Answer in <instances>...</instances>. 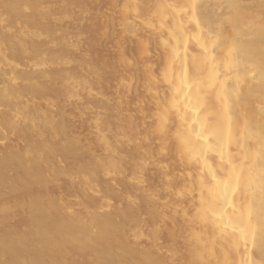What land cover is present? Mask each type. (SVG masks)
<instances>
[{"label":"bare ground","instance_id":"bare-ground-1","mask_svg":"<svg viewBox=\"0 0 264 264\" xmlns=\"http://www.w3.org/2000/svg\"><path fill=\"white\" fill-rule=\"evenodd\" d=\"M57 1L62 3L60 19L67 20L76 0ZM112 1L117 2L114 3L113 10L118 17V30L114 25L111 28L119 31L112 36L123 35L129 38V44L127 39L121 38L122 41L127 40L125 44L128 45L135 42L138 48L137 61L140 64L122 58L121 54L120 61L128 68L139 66L143 69L141 78L131 74H126L127 77L120 75L119 93L127 96L131 93L132 84H140L145 100L136 110L140 116L139 125L133 114L120 117L122 112L118 107L113 109L115 116L111 122L101 119V111L92 116L97 121L94 127L98 132L97 140L94 141L99 144L106 141L110 151L100 161L92 153L98 149L99 144L94 148L90 139L87 143L91 144L90 149L94 148L91 153L99 160L95 158L87 162L83 158L84 148L78 145L80 140L67 134L69 127L61 115L62 109L56 108L60 112V118L56 119L52 114L51 110L55 108L53 100L57 97H53V100L45 98L52 93L67 95L74 85L90 89L74 74L58 69L73 60L74 63L77 61V65L82 63L81 66L88 68L84 66L87 62L80 60L84 50L77 48L75 41L74 44L54 41L47 27L48 22L54 19L51 5H46L44 0H0V147H3L0 150V264H65L77 258L85 259L89 264H157L163 258L170 261L179 259L189 264H200L202 259H211L215 264L216 259H225L219 237L225 230L231 231L234 218L227 213L232 211L234 200L236 207L243 212L245 223L255 232V238L249 245L251 257L256 260L264 259V184L259 179L264 176V3L261 0H187L192 5L189 9L192 23L199 25L203 41L212 46L216 60L213 61L210 57L208 65L204 67L192 60L193 49L181 43L179 60L186 69L183 73L184 82L181 84L177 79L176 57L169 45H175L172 36L187 25L188 17L179 11H173L170 6L183 4L186 0ZM91 3L94 6V1ZM121 5H127L126 12L117 11ZM97 12L103 15L98 8ZM92 14L97 16L96 12ZM112 15L110 19L111 16L114 19L115 16ZM87 17L86 19L89 18ZM90 21H87L89 25L94 20ZM100 24L103 28H99L105 29L103 22ZM99 28L97 29L100 31ZM93 29L98 31L94 27ZM113 30L112 33L108 32L110 36L115 33ZM98 34H93L94 38L100 37ZM118 37L117 40L120 39ZM102 38L104 37H100L101 42ZM113 43L109 46H113ZM43 45L57 47L52 54H47ZM151 45L154 48L153 55L149 52ZM88 48L92 51L91 47ZM108 48L110 47L107 50ZM67 50L81 56L76 55V60L72 56V60L70 57L66 58L64 52ZM18 60H21L20 63ZM226 61H231L234 65L233 79L227 85L229 95L233 91L236 95L232 98L231 110L224 123L223 157L219 149L208 150L207 138L196 140L193 136L189 141L174 135L164 138L154 136L153 121H159L170 130L175 129L179 124L176 115L178 110L197 118L205 107L215 105L216 81L223 77L216 74L214 67L219 64L223 69ZM121 63L119 64L122 66ZM190 76L204 78L201 107L196 109L185 107L196 103L188 98V94L193 91ZM181 88L183 94L180 92ZM25 95L29 98H25ZM94 96L102 99V95L98 93ZM105 100V104H108L109 99ZM79 101L80 99H72L69 102L77 104ZM43 102L45 110L41 107ZM38 104H41L40 107ZM104 108L106 109V105ZM108 110L113 112L112 107ZM109 112L105 114L109 115ZM201 119L202 123L199 125L192 124V120L188 123L203 131L206 121L202 117ZM107 135H110L111 140ZM10 137H17L16 141L21 140V145L24 146L18 149L20 144L17 142V147L9 145L12 144L8 140ZM32 138L35 139L34 142H31ZM230 139L240 147L229 145ZM236 151L240 153L236 157V165L230 166L228 173L222 171V158L226 162L228 154ZM89 156L93 158L92 155ZM59 157L70 161L60 164L63 161L59 162ZM182 157L185 163H181ZM170 163L178 169L169 170ZM241 164L245 172L243 182L239 171ZM148 166L162 179L161 190L165 196L161 198L142 188L135 198H131L127 187L144 184V172ZM99 175L103 184L113 185L115 195L120 198L119 202L126 204L124 208L115 211L117 202L114 196L102 194L100 187L77 186L80 187L76 188L77 193L74 192L77 207L86 212L88 207L93 208L89 217L84 219V213H75L77 207L70 205V202L59 197V200L64 201L61 202L49 194L41 193L59 178L73 186L75 180H83L89 184ZM69 180L73 182L70 183ZM57 183L54 185L59 186L60 182ZM241 189L244 192L242 197L239 195ZM8 196H12L10 200H6L5 197ZM225 196L230 208L223 205ZM140 205H143L148 219L157 222L144 231L146 235L150 234V239L143 242L130 240V232L138 223L133 210ZM213 209L216 211L213 212ZM15 215L19 216L21 226L13 224ZM160 236L171 241L165 251ZM227 258L236 259V250H229Z\"/></svg>","mask_w":264,"mask_h":264},{"label":"rangeland","instance_id":"rangeland-1","mask_svg":"<svg viewBox=\"0 0 264 264\" xmlns=\"http://www.w3.org/2000/svg\"><path fill=\"white\" fill-rule=\"evenodd\" d=\"M56 1V2H55ZM94 1V6L93 5H91L92 3L91 2H93ZM101 0H76V3H75V6L73 5L72 7H71V13H70V17L67 19V20H61L60 18H61V16H62V7H61V4L62 3H60V2H58L57 0H52V1H50V0H47V1H45L44 0V3L46 4V5H51V13H52V18H54L53 20H51V21H49L48 22V25H47V27L50 29V31H51V35H52V37H53V39H54V41L55 42H60L61 40L62 41H66V42H72L73 44H74V41H75V45H76V47L77 48H79L81 51H83V56L81 57L82 59H80L83 63H85V62H87L86 64H84V66L86 65V66H88V68L87 67H83V66H81V65H83L82 63L81 64H78L77 65V61L74 63V60L69 64V62L68 61H66V60H64L67 64L66 65H63V66H60L58 69H61V71L62 72H64V73H67V74H74L78 79H80V80H82V81H84V83H85V85H87V86H89L90 87V89L92 90H90V89H86L85 87H83L82 88V85H74V86H76V87H71L69 90H68V92H67V95H65L64 93L63 94H61V95H56L55 93H52V94H54V96L51 94V96H52V98H51V96H50V94L49 95H46L45 96V98L46 99H51V100H53L54 98L53 97H57V98H55L53 101H54V105H55V108L53 109V110H51L52 111V114H53V116H54V118H60V112H57V110H56V108L57 107H59L60 109H62V116L64 117V121L66 122V126L67 127H69V128H67L68 130H67V134L69 135V137L71 136V138L72 137H74L76 140H80V142H79V146L80 147H83L84 148V156H83V158H84V161H87V162H91V161H93V159H95L96 157H98L99 158V156H97V154H99L100 155V153H99V145H97V143H98V141H94V140H97V137H98V132L96 131V128L94 127V123L92 122L93 121V119L95 118V117H92V116H96V113H101L102 112V114L104 113V115H102V114H100V117H101V119H106V122L108 121V122H111V120L112 119H114L113 118V116H115L114 115V110L113 109H118V108H120V110H121V112L122 113H120V117H122V118H125L128 114H133L134 116H135V120H136V123L139 125V123H140V116L138 115V113L136 112V110H137V106H139L140 104H142V103H144V100H145V97L143 96V94H142V91H141V89H140V84H132L131 85V93L129 94V95H127V96H122L119 92H120V87L118 86V77L120 76V75H122V76H124V77H127V76H129L130 74L131 75H133V76H136V77H138V78H141V76H142V74H143V69L141 68V67H130V68H128V67H126V66H124L122 63H121V61L120 60H122V58H126V59H128V60H130V61H136L138 64H140V62H138L137 61V55H138V48H137V44L134 42L135 40H133V42H134V44H132L131 45V43L132 42H130V45H128L129 44V41H130V39L128 38L127 39V37H125V36H121L120 35V33H118L119 35H120V37H118V36H112V35H115L116 34V32H119V31H116V28H117V30H118V26L116 27V24H118V17H117V14L115 13V11L113 10V7H114V3L116 4L117 2H113L112 0H102L101 2H100ZM99 2V3H98ZM96 3H98V4H96ZM102 3V4H101ZM88 4H90L91 6H89ZM93 6V7H92ZM89 7H90V10H89ZM83 8H84V10H83ZM94 8V9H93ZM97 8H98V11L101 13V14H103V15H100V14H98V12H97ZM111 8V9H110ZM111 11H110V10ZM90 11H92V12H90ZM84 14H83V13ZM95 12H96V14H97V16L96 17H98V18H96L92 13H94L95 14ZM111 13V14H110ZM82 14V15H81ZM112 15V14H114V19H113V15L111 16V19H110V15ZM116 14V15H115ZM108 15H109V17H108ZM88 18V19H86V17ZM91 16H93V17H91ZM79 17V18H78ZM102 17H103V19H102ZM108 18V19H107ZM78 19H80V20H78ZM110 19V21L108 22V20ZM113 19V20H112ZM76 20V21H75ZM92 20H94V21H91ZM96 20V21H95ZM106 20V21H105ZM87 21H90L92 24V26L94 27V28H99V27H101V28H103L102 26H101V24H100V22L102 23L103 22V24L102 25H104L105 27V29H100V31L98 32V31H96L95 29H93V27L91 26V25H89V23L87 22ZM88 24H87V23ZM80 23V24H79ZM110 25H109V24ZM53 25V26H51V25ZM85 24V25H84ZM97 24V25H96ZM63 25V26H62ZM64 25H67V26H64ZM83 25H84V27H83ZM114 25V27H116V28H114L113 27V29L111 28V26H113ZM75 26V27H74ZM86 26H88V27H86ZM91 26V27H90ZM96 26V27H95ZM107 26V27H106ZM60 27V28H59ZM110 29H109V28ZM59 28V29H58ZM83 28H84V31H83ZM88 28V29H87ZM63 29V31H61V30ZM78 29H80V30H78ZM60 30V31H59ZM86 30V31H85ZM104 30V31H103ZM112 30L115 32V33H113V34H111V36H110V32L112 33ZM70 32L72 33V34H70ZM83 32V33H82ZM97 32V33H96ZM109 32V33H108ZM65 33V34H64ZM85 33V34H84ZM99 33V34H98ZM67 34V35H66ZM74 34V35H73ZM99 35L100 37L102 36V37H104V39L102 38V42H101V39H100V37H98V38H94V35ZM103 34H104V36H103ZM109 34V35H108ZM106 35V36H105ZM117 35V34H116ZM73 36H75V39H74V37ZM108 36H110L109 38H108ZM112 37V38H111ZM117 37L118 38H120L119 40H117ZM86 38V39H85ZM87 38H90V39H87ZM92 38V39H91ZM121 38H122V40H124V39H127L128 40V44H125L126 42H127V40H126V42L125 41H122L121 40ZM74 39V40H73ZM76 39L78 40L77 42H76ZM99 41H98V40ZM108 39V45L106 44L107 42L105 41V40H107ZM68 40V41H67ZM90 40V41H89ZM93 40H97V42L96 41H94L93 42ZM115 40H117V41H115ZM121 40V41H120ZM132 40V39H131ZM115 41V42H114ZM118 41L121 43H118ZM83 42H84V45H83ZM98 42H99V44H98ZM106 42V43H105ZM114 42V43H113ZM116 42H117V44H116ZM78 43V44H77ZM91 43H93V44H95V45H93L92 46V44ZM104 43V44H103ZM112 43H113V46H109V45H112ZM82 44V45H81ZM125 44V45H124ZM89 45V46H88ZM105 45H106V48H105ZM117 47H116V46ZM83 46V47H82ZM96 46H99V47H96ZM126 46H128V47H126ZM129 46L132 48H129ZM133 46H135V49H134V47ZM56 47H57V45H43V49L45 50V52L47 53V54H52L54 51H55V49H56ZM87 49H86V48ZM88 47H91L90 48V50H92V51H89V48ZM102 47V48H101ZM107 47H110V48H108V50H107ZM112 47V48H111ZM119 47H121V48H119ZM123 47H125V49L123 48ZM84 48V49H83ZM93 48H95L94 50H93ZM101 48V49H100ZM120 50H119V49ZM127 48V49H126ZM105 49H106V51H105ZM110 49H111V51H110ZM113 49V50H112ZM134 49V50H133ZM86 50V51H85ZM153 50H154V48L152 47V45L151 46H149V52H150V55H153L154 53H153ZM68 51V50H67ZM65 51L64 52V54H65V57L66 58H69V59H71L72 60V58L73 59H75L76 60V58H77V56L76 55H80L81 56V54H77V53H75V52H73V51ZM87 51L88 52H90V53H87ZM113 51H115V52H118V53H115V52H113ZM121 51V52H120ZM86 52V53H85ZM95 52V53H94ZM104 52V53H103ZM107 52V53H106ZM111 52V53H110ZM67 53V54H66ZM68 53H70V54H68ZM113 53V55H114V57H112L113 55H110V54H112ZM63 54V55H64ZM96 54V55H95ZM120 54H121V57L122 58H119V56H120ZM127 54V55H126ZM73 55H74V57H73ZM90 55H93V57L92 56H90ZM116 55H117V57H116ZM71 56H72V58H71ZM79 56V57H80ZM86 56V57H85ZM91 58H90V57ZM96 56H98V57H96ZM105 56H107V57H105ZM111 56V57H110ZM124 56V57H123ZM76 57V58H75ZM87 57H89V58H87ZM110 57V58H109ZM92 58H93V61H92ZM114 58V60H112ZM105 59V60H104ZM106 59H107V61H106ZM118 61H117V60ZM151 59H153V57L151 58ZM78 60H79V58H78ZM79 60V61H80ZM92 62H91V61ZM110 60V61H109ZM21 61V60H20ZM20 61L18 60V62L20 63ZM100 61V62H99ZM103 61V62H102ZM106 61V62H105ZM117 61V62H116ZM23 62H26L25 60H23ZM98 62V63H97ZM105 62V63H104ZM115 63V65H114V63ZM121 63L122 64V66L119 64V63ZM79 63V62H78ZM95 63V64H94ZM64 64V63H63ZM90 64V65H89ZM100 64V66H98ZM72 65H74V66H72ZM96 65V66H95ZM111 65H114V66H116V69H114V66H112L113 67V70H112V67H111ZM118 65V66H117ZM77 66V67H76ZM90 66V67H89ZM107 66V67H106ZM121 68H120V67ZM74 67V68H73ZM98 67V68H97ZM110 67V68H109ZM118 67V68H117ZM54 68V67H53ZM81 68H83V69H81ZM86 68V69H85ZM126 68V69H125ZM88 69V70H87ZM109 71H108V70ZM122 69V70H121ZM116 70V71H115ZM118 70V71H117ZM85 71L87 72V73H85ZM89 71H91V72H89ZM120 71V72H119ZM109 72V73H108ZM113 72V73H112ZM128 72V73H127ZM78 73V74H77ZM116 75H115V74ZM93 74V75H92ZM102 74V75H101ZM106 74V75H105ZM125 74V75H124ZM126 74H127V76H126ZM103 76L104 75V77H101V76ZM106 76V77H105ZM100 77V78H99ZM102 79V80H101ZM105 81V82H104ZM101 82V83H100ZM110 82H111V84H110ZM106 83V84H105ZM80 86V87H79ZM107 86V87H106ZM114 86V87H113ZM85 88V89H84ZM107 88V89H106ZM84 92H83V91ZM86 90V91H85ZM90 90V91H89ZM109 90V91H108ZM138 90V91H137ZM88 95H87V94ZM90 93V94H89ZM95 93H98V94H100V95H102V99L100 100L99 98H96L94 95H95ZM56 95V96H55ZM79 96V97H78ZM130 96V97H129ZM25 98H29V96H27V95H25L24 96ZM75 97H77V98H75ZM104 97V98H103ZM120 97V98H119ZM45 98L43 97L42 99H43V101L45 100ZM105 98H108L109 99V102H108V104H105V102H106V100L104 101V99ZM42 99L39 101V103H41V101H42ZM72 99H80V103L78 102L77 104H74V103H72V102H69L70 100H72ZM115 102V103H114ZM83 103H84V105H83ZM85 103H87V104H85ZM43 104V106H41L42 107V109L43 110H45V105H44V102L42 103ZM101 104V105H100ZM119 104H121L120 105V107L118 106ZM39 105V107H40V105L41 104H38ZM76 105V106H75ZM81 105L82 106H85V107H81ZM89 105V106H88ZM92 107H91V106ZM105 105H106V109L104 108L105 107ZM100 108H99V107ZM108 106V107H107ZM80 107V108H79ZM109 107L111 108L112 107V110H113V112L112 111H110L109 112ZM118 107V108H117ZM126 107V108H125ZM83 108V109H82ZM101 108H103V109H101ZM85 109H87L86 110V112H83V111H85ZM89 109V110H88ZM65 110V111H64ZM91 110V111H90ZM102 110H104V111H106L107 110V112H104V111H102ZM101 111V112H100ZM109 112V115L108 114H105V113H108ZM112 112V113H111ZM113 114V115H111V114ZM121 114H124V115H121ZM106 115H108L109 117H106ZM105 116V117H104ZM110 116H112V118L110 117ZM87 117H88V119H87ZM91 117V118H90ZM71 118H72V120H71ZM76 119V120H75ZM113 121V120H112ZM68 123H70V124H68ZM73 123V124H72ZM74 124H76V125H74ZM71 125H73V126H71ZM68 131H69V133H68ZM72 132V133H71ZM80 134V135H79ZM72 135H74V136H72ZM79 136V137H78ZM81 136V137H80ZM107 137L111 140V137H110V135H107ZM73 138V139H74ZM16 139H17V137H13V138H9L8 140H9V142L10 143H12V144H9V142H7L9 145H12V146H14V147H17V146H19V145H17V144H15L16 142L17 143H19L20 144V146L19 147H17L18 149H21L23 146L21 145V143H23L21 140L18 142V141H16ZM19 139V138H18ZM90 139H91V141H93V142H91V144L92 145H95V146H93L94 148L96 147V145L98 146V149L97 150H95L94 151V148L91 150L90 149V147H91V144L90 143H87V141L88 142H90ZM34 138H32L31 139V142H34ZM12 141H14V142H12ZM57 141V140H56ZM84 143H87V145L86 144H84ZM82 144V145H81ZM89 144V145H88ZM99 144V143H98ZM86 145V147H84ZM0 146H2L1 144H0ZM2 148L3 147H0V150H2ZM97 148V147H96ZM89 149V150H88ZM85 150H87V151H85ZM92 151H94V152H92ZM95 154V158L93 157V154ZM1 153V152H0ZM87 154V155H86ZM89 155H92V157L93 158H91V156H89ZM90 159H89V158ZM98 158H96L97 160H99ZM170 159V158H169ZM58 161L59 162H62V163H60V164H64V161H70L69 159L68 160H66V159H63V158H61L60 159V157L58 158ZM101 161V160H100ZM169 162V161H168ZM168 169L169 170H177L178 168H177V166L176 165H174V164H172V163H170L169 165H168ZM60 179H62V182H61V180ZM144 179H145V182H144V184H142L141 186H138V185H132V186H128L127 187V191H128V193H129V195H130V197L131 198H135L136 196H137V194L139 193V191H140V189H144V190H149V191H151V192H153V193H156L159 197H164L165 196V193L161 190V188H162V179L159 177V176H157V174H155L154 173V169L151 167V166H148L147 168H146V171L144 172ZM60 180V181H59ZM59 180L57 179V181L58 182H60L59 183V186H57V181L55 182V183H57L56 185H54V184H52V185H50L51 187L50 188H46V189H43L42 191H41V193H43V194H49V195H51V196H53V197H55L57 200H59V197H61V200L63 199V200H65V201H68V202H70L69 204L70 205H72L73 204V206H75V207H77V201H76V199H75V197H76V195H75V193H77L78 191L76 190V188L77 189H79L81 186H97V188L98 187H100L99 189L101 190V192H102V194H112L113 196H114V200L117 202L116 203V209H115V211L117 210V209H121V208H124L125 206H126V204L123 202H119V196H117V194L115 195V193H114V188H113V185L111 184V183H105V184H103V182H102V177L99 175V177H97L96 179H92L91 181H90V183L89 184H87L85 181H83V180H75L74 182H73V186H70V184L66 181V180H64L63 178H59ZM101 181V182H100ZM63 184V183H65V185H60V184ZM67 185H68V188H67ZM77 186H80L79 188L77 187ZM56 187V188H55ZM63 187H65L64 189H63ZM73 187V188H72ZM55 188V189H54ZM54 189V190H53ZM63 189V190H62ZM70 189H72L73 191H71ZM53 190V191H52ZM69 190V191H68ZM55 191V192H54ZM68 191V192H67ZM45 192V193H44ZM53 192V193H52ZM75 192V193H74ZM74 195H73V194ZM9 197V196H8ZM8 197H5L6 198V200L7 199H11L10 197H12V196H10L9 198ZM118 197V198H117ZM61 200H59V201H61ZM61 202H64V201H61ZM84 202H86V201H84ZM84 204H86V203H84ZM123 205V206H122ZM79 208L77 207L76 208V210H75V213H77L78 214V211H79V214H83V216L84 217H82V218H84V219H86V218H88L89 217V215L91 214V212H92V210H93V208L92 207H88L87 208V212H89V214H87V212H86V210H85V212H84V210H82L81 209V211H80V209L78 210ZM77 211V212H76ZM81 212V213H80ZM83 212V213H82ZM133 213H134V215L136 216V218L138 219V223H137V225H136V228H138L139 230H143V231H147V229H149V228H151L152 226H155L156 224H157V222L156 221H154V220H149L148 219V215H147V213H146V211H145V209H144V207H143V205H140V207L139 208H137L136 210L134 209L133 210ZM78 214V215H79ZM82 216V215H81ZM15 218L16 219H14V217H13V224L14 225H17V226H21L22 224H21V220H19L20 218H19V216L18 215H15ZM146 224V225H145ZM149 236H150V234L149 233H147ZM160 242H161V245H162V247H163V250L165 251L169 246H170V244H171V241H170V239H168L167 237H165V236H160ZM78 259V258H77ZM77 259H75V260H73V261H71V262H68V263H65V264H76L77 262V264H79V262H80V264H89L87 261H85V259H81V258H79L78 260ZM77 261V262H76ZM81 262H83V263H81Z\"/></svg>","mask_w":264,"mask_h":264},{"label":"clouds","instance_id":"clouds-1","mask_svg":"<svg viewBox=\"0 0 264 264\" xmlns=\"http://www.w3.org/2000/svg\"><path fill=\"white\" fill-rule=\"evenodd\" d=\"M264 3V0H261ZM173 11H179L183 13L184 16L188 17L187 25L183 26L182 30L172 36L175 40V45H169L172 49V54L176 57V73L177 79L183 84V73L185 72L184 63L179 60V47L181 43L186 46H190L193 49L192 60L198 61L202 66L206 67L209 63V58L211 57L213 61L216 60L215 53L212 51L211 45H206L203 41V37L200 31L198 24L192 23V18L189 16V9L192 7L191 3L186 2L183 4H176L170 6ZM117 11H127V5H121ZM130 63V62H129ZM216 74L222 76V80L216 81V103L211 108L205 107L204 111L201 112L200 117L193 118L188 115L187 112L177 111V119L179 121L178 126L175 129H169L165 126H162L159 121H153L152 124V134L156 137H168V136H178L186 138L189 141L193 136L196 137V140H203L207 138L208 150L215 151L220 150L223 157L225 149V140L223 138L224 132V123L225 119L230 113L232 106V98L236 95V92L233 91L232 95H229L228 82L233 79L232 73L234 71V65L231 61H226L224 63L223 69L220 68L219 64H216L214 67ZM190 79L193 83V91L188 94L189 100H195V104L186 105V108H200L201 107V93L203 92L204 78L201 76H190ZM238 79V78H237ZM180 92L183 94V89H180ZM203 121H206V126L203 131H199L197 128L192 127L189 124V120H192V124L199 125ZM93 123L97 122L94 118ZM229 145L232 147L239 148L240 146L234 143L233 139L228 141ZM202 149L203 146H200ZM110 147L106 141H102L99 144V159L103 160L105 156L108 155ZM240 153L230 152L228 154V159L225 162L222 158L220 168L222 171L229 172L230 166L236 165V157ZM185 159L181 158V163H185ZM241 182L244 180L245 172L241 164L239 169ZM260 182L264 184V176H261ZM69 182H73L69 180ZM231 184L229 183L228 188L230 189ZM239 195L242 197L244 195L243 189H241ZM223 205H227V198L223 201ZM221 205V207H223ZM230 208V207H229ZM232 211L227 213L229 216L234 218V222L231 226V231L225 230L219 237L221 243V250L225 252V259L220 260L216 259L215 264H264V259L256 260L251 257V248L249 247L250 243L255 238V232L250 225H247L244 221V216L242 210H239L235 205V200L231 206ZM216 209H213L215 212ZM137 240L143 242L146 239H150L149 235H146L144 231L139 230L138 228H133L130 232V240ZM235 249L237 253L236 259H228L227 253L229 250ZM243 250V251H241ZM203 255V253H202ZM214 255V254H213ZM157 264H189V262L176 260H168L163 258L157 262ZM200 264H213L211 259H202Z\"/></svg>","mask_w":264,"mask_h":264}]
</instances>
